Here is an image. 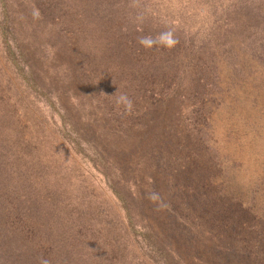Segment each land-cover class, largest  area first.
I'll return each mask as SVG.
<instances>
[{
  "label": "rangeland",
  "instance_id": "374dc122",
  "mask_svg": "<svg viewBox=\"0 0 264 264\" xmlns=\"http://www.w3.org/2000/svg\"><path fill=\"white\" fill-rule=\"evenodd\" d=\"M41 258L264 264V0H0V264Z\"/></svg>",
  "mask_w": 264,
  "mask_h": 264
},
{
  "label": "clouds",
  "instance_id": "9594fccd",
  "mask_svg": "<svg viewBox=\"0 0 264 264\" xmlns=\"http://www.w3.org/2000/svg\"><path fill=\"white\" fill-rule=\"evenodd\" d=\"M138 42L145 48H151L157 44L166 47H172L177 43V40L174 38L173 33L171 31H168L161 33L158 38L143 36L139 39ZM115 103L118 106L122 105L127 111H131L133 108L132 100L125 94H120L119 96H117ZM40 264H49V261L47 259L41 258Z\"/></svg>",
  "mask_w": 264,
  "mask_h": 264
}]
</instances>
